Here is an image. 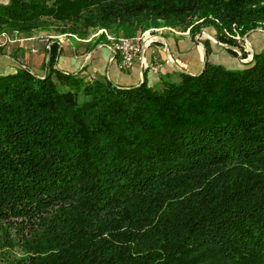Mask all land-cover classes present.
<instances>
[{
	"label": "trees",
	"instance_id": "trees-1",
	"mask_svg": "<svg viewBox=\"0 0 264 264\" xmlns=\"http://www.w3.org/2000/svg\"><path fill=\"white\" fill-rule=\"evenodd\" d=\"M72 18L233 44L264 0H0V31ZM58 48L44 75L0 74V264H264V50L122 86Z\"/></svg>",
	"mask_w": 264,
	"mask_h": 264
},
{
	"label": "crops",
	"instance_id": "crops-1",
	"mask_svg": "<svg viewBox=\"0 0 264 264\" xmlns=\"http://www.w3.org/2000/svg\"><path fill=\"white\" fill-rule=\"evenodd\" d=\"M1 2L6 3L8 0ZM5 30L0 31V74L14 72L18 66H26L37 74L46 73L53 41L45 42L33 36L20 39L16 30ZM167 32V30L152 29V41L144 37L138 40L141 45L140 56L128 69L120 68L117 58L115 55L112 58L107 45L96 46L88 53L84 49L77 50L74 46L59 45L55 67L64 72H79L84 69V74L94 72L107 76L116 84L131 86L141 83L145 78L150 85H154L159 81L160 74L177 70L199 73L207 58L212 62L225 63L229 66L240 65L237 59L221 53L220 50L213 49V52L207 55L205 45L192 40L187 35L180 37ZM256 33L257 36L252 38L253 48L255 52H260L264 50V30L259 29ZM172 57L175 60H171ZM154 62L158 65L157 71L148 67ZM115 64L121 70H125L124 74H116L115 71V75H112ZM143 65L148 69L144 70Z\"/></svg>",
	"mask_w": 264,
	"mask_h": 264
},
{
	"label": "rangeland",
	"instance_id": "rangeland-1",
	"mask_svg": "<svg viewBox=\"0 0 264 264\" xmlns=\"http://www.w3.org/2000/svg\"><path fill=\"white\" fill-rule=\"evenodd\" d=\"M53 0H50V3H52ZM78 18H72L68 20V23L64 20H52L51 25L48 30H34L33 33H24L21 31L16 30L17 36L21 38L26 37H35L39 39H43L45 42L53 41V44L56 43L60 46L63 45H70L74 46L77 50L78 49H84L86 53H88L90 50L94 49L96 46H102L107 45L110 49V52L112 53V58L115 55L112 43H114L117 39L121 37H129L136 40H141L142 37L145 39L149 36V34H152V30L150 29H162L163 31H168L167 33L175 36H189L192 40L201 42L202 45H205L206 48V54L209 55V53L213 49L220 50L221 53H226L230 55L232 58L237 59L240 62V65L238 67L229 66L225 63H217V64H223L227 66L228 68H240L243 67L246 63L253 60L256 52L253 48V42L252 38L257 36V30L263 29L262 26L257 27L256 30L251 31V33L248 36V33L246 35H236V37H233L235 40V43L231 44L228 42H225L223 40L218 39L216 33H214V29L211 26H206L203 24V27L200 32H196L195 34L190 31V29L186 31H182L181 29H175L172 30L170 28H166L164 26L161 27H153L148 30H133L128 28L126 32H118L116 28L114 29H98L95 27H87L85 24H82L81 26L77 27V31H73L72 28H70L71 22H76ZM75 28V27H74ZM169 29V30H168ZM171 30V31H170ZM6 31V30H5ZM154 31V30H153ZM15 33V32H14ZM262 33V32H261ZM140 43V42H139ZM52 44V45H53ZM73 44V45H71ZM146 44V41H145ZM231 45V46H229ZM252 45V46H251ZM233 48V49H232ZM57 48H55L56 51ZM230 49L234 50L235 53H232ZM54 51V52H55ZM171 60H175L174 57H172ZM210 61L208 58L206 60ZM212 62V61H210ZM216 63V62H212ZM49 68V66H48ZM47 68V69H48ZM143 68H147L145 65H143ZM148 69V68H147ZM47 71V70H46ZM116 74H124L125 70H121L119 66L115 64L113 67L112 75ZM45 74V73H44ZM42 74V75H44ZM170 74V72L166 73ZM82 75L86 78V80H89L88 76L89 74H84L82 72ZM98 74H96L97 76ZM161 75V74H160ZM56 77V76H55ZM2 244V243H0ZM8 251L7 248H3L0 245V255L4 254V252Z\"/></svg>",
	"mask_w": 264,
	"mask_h": 264
},
{
	"label": "built area",
	"instance_id": "built-area-1",
	"mask_svg": "<svg viewBox=\"0 0 264 264\" xmlns=\"http://www.w3.org/2000/svg\"><path fill=\"white\" fill-rule=\"evenodd\" d=\"M171 29V28H170ZM150 29L149 31H151ZM152 32V31H151ZM153 34H149L147 37L148 40L152 41ZM112 48L115 53V57L118 60L120 68H131L135 61L139 58L141 53V45L138 40L129 38V37H121L117 39L114 43H112ZM150 69L157 71L158 65L154 62L149 65ZM96 77V74L90 73L88 76L89 80L92 81Z\"/></svg>",
	"mask_w": 264,
	"mask_h": 264
},
{
	"label": "water",
	"instance_id": "water-1",
	"mask_svg": "<svg viewBox=\"0 0 264 264\" xmlns=\"http://www.w3.org/2000/svg\"><path fill=\"white\" fill-rule=\"evenodd\" d=\"M205 66H206V63L204 64V67H203V69L200 72H202L204 70ZM183 72H186V71L183 70Z\"/></svg>",
	"mask_w": 264,
	"mask_h": 264
}]
</instances>
